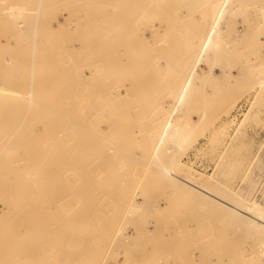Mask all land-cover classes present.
<instances>
[{"label":"rangeland","instance_id":"1","mask_svg":"<svg viewBox=\"0 0 264 264\" xmlns=\"http://www.w3.org/2000/svg\"><path fill=\"white\" fill-rule=\"evenodd\" d=\"M177 170L264 205V0H0V257L264 264Z\"/></svg>","mask_w":264,"mask_h":264},{"label":"bare ground","instance_id":"2","mask_svg":"<svg viewBox=\"0 0 264 264\" xmlns=\"http://www.w3.org/2000/svg\"><path fill=\"white\" fill-rule=\"evenodd\" d=\"M13 10L16 12H19V13H22V12L27 13L30 10V8L21 4V5H18L17 7H13ZM179 136L181 138L180 140L183 142V147H188L190 142L193 140V138L188 133L185 134V133L179 132ZM164 173H165L164 175L167 178V181H168V179H170L171 181L173 180L172 182H176L177 184H180L179 187H181L183 192H181V190L178 191L177 187H176L178 194L185 193L186 190H188V191L190 190L192 193L190 191L189 192L191 193V195L194 194V196L190 197V195H189V197L190 198L193 197L194 199H197L199 196L198 199L203 201L201 203H204L205 206L208 207L209 211L211 209H212L211 212H213V210H215L214 215L218 216V214H220L223 216V218L227 219L228 221L232 222L234 225H236L238 227H241L244 229H254V231H260V233H261L260 240L262 242L263 252H264V205L262 203H260L258 201H247L245 198L242 197V195H240V193H237V192H235V193L233 192L234 194H230V193H226V192H222L220 190H217L208 182L209 180L207 181L205 179V181H202L199 178L195 177L194 174H191V173L181 174L180 171L178 172V170H177V172L170 171L168 173L167 172H164ZM182 186L184 187V189ZM174 187H173V189H174ZM188 191L185 194L188 195ZM181 195H183V194H181ZM187 195H186V197H188ZM195 196H197V197H195ZM197 200H194L196 202V203L194 202V205L198 204ZM199 200H198V202L200 203ZM201 203H200V205H202ZM137 204L140 205V203H137ZM194 209H195V207H194ZM216 211H218V213H215ZM204 212H205V210H204ZM208 212H207V214H208ZM211 212H210V214H212ZM187 219H189V218H187ZM187 228H188V225H187ZM160 244H162V243H160ZM91 250H92L91 253H93V254L95 253V255H93V256L96 257V255H98L97 254L98 252L97 253L95 251L93 252V248ZM22 252L24 253L23 256H21L20 253L16 252V251L14 253L3 251V254L0 257V260H2L1 262L8 263V264H48V263H45L46 260L43 258V256L41 254H38V257H36V258H31L34 256V254L36 252L34 253V251H31V250L25 249V248L22 250ZM89 255H90V253H89ZM89 255H88V257H90ZM82 258H84V257H82ZM98 263H100V262H98ZM78 264H91V262L84 258L81 261H79ZM120 264H124V263H120Z\"/></svg>","mask_w":264,"mask_h":264}]
</instances>
